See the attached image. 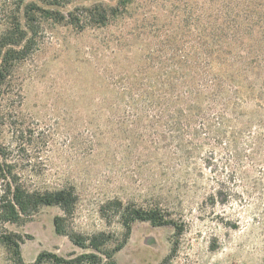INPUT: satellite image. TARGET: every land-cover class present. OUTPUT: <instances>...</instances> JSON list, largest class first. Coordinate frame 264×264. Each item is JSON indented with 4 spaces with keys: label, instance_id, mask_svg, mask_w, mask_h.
I'll return each mask as SVG.
<instances>
[{
    "label": "rangeland",
    "instance_id": "rangeland-1",
    "mask_svg": "<svg viewBox=\"0 0 264 264\" xmlns=\"http://www.w3.org/2000/svg\"><path fill=\"white\" fill-rule=\"evenodd\" d=\"M60 1L65 12L118 3ZM230 19L242 42L260 41L264 0H133L107 27L45 22L33 53L13 69L0 143L28 189L75 187L68 233H104L112 240L107 248H117L126 233L117 200L160 207L181 230L136 222L116 264H264V102L247 97L204 128L210 136L181 141L156 123V112L125 103L130 87L158 77L163 63L197 45L207 29L232 33ZM58 216L65 217L59 207H42L4 226L23 238L25 264L42 252L66 259L92 253L56 234ZM16 261L0 244V264Z\"/></svg>",
    "mask_w": 264,
    "mask_h": 264
},
{
    "label": "trees",
    "instance_id": "trees-1",
    "mask_svg": "<svg viewBox=\"0 0 264 264\" xmlns=\"http://www.w3.org/2000/svg\"><path fill=\"white\" fill-rule=\"evenodd\" d=\"M132 2L118 0L111 7L94 3L65 12L66 7L60 0H5L0 10V25L4 27L0 34V135L10 111L13 69L33 53L44 23L66 22L79 31L91 26L103 28L121 17ZM228 28L232 33L207 29L197 45L178 51L175 59L163 63L158 77L144 78L142 83L133 85L137 89L130 87L132 92L127 93L125 103L135 110L156 112V123L169 128L174 141H181L185 136L199 139L205 133L204 128L209 131L212 123L224 119L225 112L246 103L247 97L264 102V37L247 44L236 30L238 23L230 19ZM196 126L200 130L194 129ZM205 134L210 136L208 132ZM177 149L183 151L179 144ZM16 167L11 150L0 143V244L17 258L14 264H25L21 249L23 238L8 233L4 226L27 220L42 207H59L65 217L54 219L56 234L68 236L76 247L92 253L66 259L42 252L33 264H103L104 259L108 264H116L113 257L130 238L136 222H148L154 227L172 226L181 231L160 207L144 208L134 202L125 204L117 200L115 204L126 233L124 242L110 250L107 246L112 240L104 233L88 237L66 230V217L73 215L78 202L74 186L53 191L30 190Z\"/></svg>",
    "mask_w": 264,
    "mask_h": 264
}]
</instances>
